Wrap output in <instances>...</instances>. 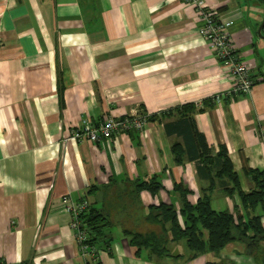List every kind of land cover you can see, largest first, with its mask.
Here are the masks:
<instances>
[{
  "label": "crops",
  "instance_id": "obj_1",
  "mask_svg": "<svg viewBox=\"0 0 264 264\" xmlns=\"http://www.w3.org/2000/svg\"><path fill=\"white\" fill-rule=\"evenodd\" d=\"M204 1L232 22L254 81L248 94L217 104L211 98L232 85L228 68L180 0H0V264H264V240L195 257L185 239L169 240V255L155 256L136 254L124 236L156 228L150 206L179 208L176 185L191 204L206 194L215 211L237 206L264 227V211L240 208L237 194L210 184L202 163L185 154L178 163L172 151L183 144L182 118L191 117L213 155L226 147L243 191L253 187L245 169L264 171V2ZM137 113L147 121L141 131L99 143L68 139L85 120ZM152 179L156 193L136 190ZM65 195L109 219L94 254L79 252Z\"/></svg>",
  "mask_w": 264,
  "mask_h": 264
},
{
  "label": "trees",
  "instance_id": "obj_2",
  "mask_svg": "<svg viewBox=\"0 0 264 264\" xmlns=\"http://www.w3.org/2000/svg\"><path fill=\"white\" fill-rule=\"evenodd\" d=\"M182 110L184 112V109ZM177 129L183 136V144L172 145L178 163L182 162L183 154L190 160H198L203 164L210 184L219 180L229 195H238L240 208L252 214L258 209L264 211V171L245 169V174L253 184V187L245 192L241 189L238 175L233 171L225 146H221L213 155L212 149L207 145L203 134L197 130L191 117H183ZM200 169L199 167V171ZM135 188L137 191L145 189L154 194L159 190L160 184L152 179L137 184ZM175 188L180 191L179 208L165 203L149 207L147 218L156 226L155 229L147 233L125 231L124 236L129 245L137 249L136 254L146 248L150 250L151 255H169L166 247L169 240L185 239L192 252L191 257L205 251L219 252L231 241H243L256 246L264 240V227L260 223L259 215L245 219L237 206L234 207L233 212L215 211L206 194L200 196L196 203L191 204L186 197L189 190L183 189L181 185H176ZM93 191L94 187L89 193ZM81 217L88 231V244L97 249L96 243L104 237L103 228L109 225V219L92 204H89ZM179 219H182V222ZM204 231L207 233L206 236ZM249 232H252V235Z\"/></svg>",
  "mask_w": 264,
  "mask_h": 264
},
{
  "label": "built area",
  "instance_id": "obj_3",
  "mask_svg": "<svg viewBox=\"0 0 264 264\" xmlns=\"http://www.w3.org/2000/svg\"><path fill=\"white\" fill-rule=\"evenodd\" d=\"M183 4L195 9L201 19L198 33L207 41V44L219 63L228 68L232 85L227 91L214 95L213 103H220L225 97L238 93L248 94L254 81L251 77V67L240 58V53L235 46L231 33V21L221 18L214 7L206 5L204 0H180ZM146 117L141 114H132L124 117L104 115L97 122L85 120L70 131L68 139L76 141H89L99 143L112 139L115 135L129 131H141L146 124ZM66 211L70 215V228L73 230L79 252L82 256L94 254L96 248L88 244V231L83 225L82 214L88 208L85 199L73 200L71 196L62 197Z\"/></svg>",
  "mask_w": 264,
  "mask_h": 264
},
{
  "label": "water",
  "instance_id": "obj_4",
  "mask_svg": "<svg viewBox=\"0 0 264 264\" xmlns=\"http://www.w3.org/2000/svg\"><path fill=\"white\" fill-rule=\"evenodd\" d=\"M260 1L264 2V0H260ZM257 34L260 38H264V18H262V21L257 28Z\"/></svg>",
  "mask_w": 264,
  "mask_h": 264
}]
</instances>
